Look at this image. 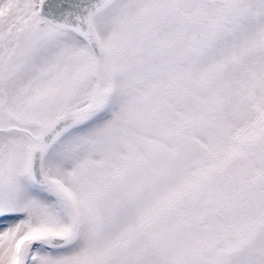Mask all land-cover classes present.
I'll return each mask as SVG.
<instances>
[{
  "label": "snow or ice",
  "instance_id": "6c2138e0",
  "mask_svg": "<svg viewBox=\"0 0 264 264\" xmlns=\"http://www.w3.org/2000/svg\"><path fill=\"white\" fill-rule=\"evenodd\" d=\"M0 264H264V0H0Z\"/></svg>",
  "mask_w": 264,
  "mask_h": 264
}]
</instances>
